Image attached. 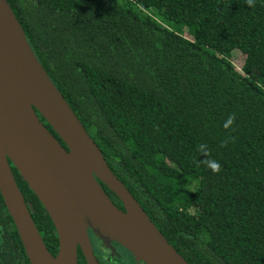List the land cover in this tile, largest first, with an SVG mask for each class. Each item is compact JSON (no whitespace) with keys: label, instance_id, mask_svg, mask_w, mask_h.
Segmentation results:
<instances>
[{"label":"trees","instance_id":"1","mask_svg":"<svg viewBox=\"0 0 264 264\" xmlns=\"http://www.w3.org/2000/svg\"><path fill=\"white\" fill-rule=\"evenodd\" d=\"M7 2L110 170L177 253L189 264H264V0ZM12 169L55 256L53 223ZM0 264H29L1 195Z\"/></svg>","mask_w":264,"mask_h":264},{"label":"water","instance_id":"2","mask_svg":"<svg viewBox=\"0 0 264 264\" xmlns=\"http://www.w3.org/2000/svg\"><path fill=\"white\" fill-rule=\"evenodd\" d=\"M10 163L53 223L55 256L32 219ZM0 195L29 264H78V250L86 264H98L88 231L105 248L113 251L109 244L116 243L139 263L189 264L110 170L37 60L7 0H0Z\"/></svg>","mask_w":264,"mask_h":264},{"label":"flooded vegetation","instance_id":"3","mask_svg":"<svg viewBox=\"0 0 264 264\" xmlns=\"http://www.w3.org/2000/svg\"><path fill=\"white\" fill-rule=\"evenodd\" d=\"M41 122L50 131V129L46 126L45 122H43L42 120H41ZM50 133L53 135V133L51 131H50ZM64 148L66 149V146H64ZM12 167L13 166L11 165V169H12ZM12 173L14 175V179L16 180L18 188L20 189V192H21L23 185L21 184L20 180L15 177L13 169H12ZM107 195L110 197V199L113 201L114 204L118 205V207H122L121 203L116 199V197H114L111 194H107ZM25 202L28 204L29 208L31 209L29 203L26 200H25ZM88 236H89V239L91 241L92 249H93L94 255L97 259L98 264H144L141 262L140 263L136 262L130 253H128L125 249H123L122 247H120L116 243H110L109 244L110 248H112V250H113V251H111V249L105 248L104 244L101 241H99L98 239H96L93 236L91 231H88ZM95 246H96V248H95ZM99 248H102L103 252H106V254H103V255L99 254V251L97 250ZM79 252L80 251L78 250V255H79Z\"/></svg>","mask_w":264,"mask_h":264},{"label":"rangeland","instance_id":"4","mask_svg":"<svg viewBox=\"0 0 264 264\" xmlns=\"http://www.w3.org/2000/svg\"><path fill=\"white\" fill-rule=\"evenodd\" d=\"M231 59H232L234 67H236L237 69L242 68L243 61H242V58L239 54H237V53L234 54ZM260 85L264 89V83L263 84L261 83ZM95 248H96V246H95ZM97 250L99 251V254H101V255L106 254V252H103L102 248H99Z\"/></svg>","mask_w":264,"mask_h":264},{"label":"clouds","instance_id":"5","mask_svg":"<svg viewBox=\"0 0 264 264\" xmlns=\"http://www.w3.org/2000/svg\"><path fill=\"white\" fill-rule=\"evenodd\" d=\"M249 2H250V0H249ZM211 167H212L213 171H219L220 165L218 163L213 162L211 164Z\"/></svg>","mask_w":264,"mask_h":264}]
</instances>
